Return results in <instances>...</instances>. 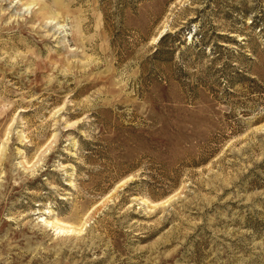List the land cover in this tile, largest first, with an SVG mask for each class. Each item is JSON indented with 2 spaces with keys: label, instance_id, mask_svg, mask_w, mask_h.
Masks as SVG:
<instances>
[{
  "label": "rangeland",
  "instance_id": "1",
  "mask_svg": "<svg viewBox=\"0 0 264 264\" xmlns=\"http://www.w3.org/2000/svg\"><path fill=\"white\" fill-rule=\"evenodd\" d=\"M0 264H264V0H0Z\"/></svg>",
  "mask_w": 264,
  "mask_h": 264
},
{
  "label": "bare ground",
  "instance_id": "2",
  "mask_svg": "<svg viewBox=\"0 0 264 264\" xmlns=\"http://www.w3.org/2000/svg\"><path fill=\"white\" fill-rule=\"evenodd\" d=\"M33 2H31L30 4H32ZM48 225H51L53 228H54V230H55V232H57V233H59L60 234V232H65V231H67V232H69V231H73V230H76L77 228H74V226L72 227L71 225H66V224H64V223H60V222H58L57 220H55V221H49L48 222ZM80 229V228H79ZM81 230V229H80ZM77 231V230H76ZM56 234V233H55Z\"/></svg>",
  "mask_w": 264,
  "mask_h": 264
},
{
  "label": "trees",
  "instance_id": "3",
  "mask_svg": "<svg viewBox=\"0 0 264 264\" xmlns=\"http://www.w3.org/2000/svg\"><path fill=\"white\" fill-rule=\"evenodd\" d=\"M163 37H165V36H163ZM163 37H162V39H163Z\"/></svg>",
  "mask_w": 264,
  "mask_h": 264
}]
</instances>
